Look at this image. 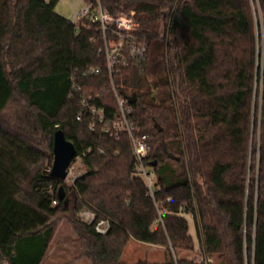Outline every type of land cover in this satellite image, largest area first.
Returning <instances> with one entry per match:
<instances>
[{
  "label": "trees",
  "instance_id": "trees-1",
  "mask_svg": "<svg viewBox=\"0 0 264 264\" xmlns=\"http://www.w3.org/2000/svg\"><path fill=\"white\" fill-rule=\"evenodd\" d=\"M101 2L134 12L147 47L141 64L126 56L112 75L105 41L117 37L99 23L62 16L58 0H0V264H42L63 221L90 264H193L189 215L210 264H264V0ZM91 68L100 73L81 75ZM113 84L149 137L153 196L127 132L105 131L121 118ZM83 97L105 108L94 130ZM59 128L86 169L73 186L51 176ZM131 240L164 248L165 261L123 262Z\"/></svg>",
  "mask_w": 264,
  "mask_h": 264
},
{
  "label": "built area",
  "instance_id": "built-area-1",
  "mask_svg": "<svg viewBox=\"0 0 264 264\" xmlns=\"http://www.w3.org/2000/svg\"><path fill=\"white\" fill-rule=\"evenodd\" d=\"M84 20L91 21L93 23H99L103 33L112 32L117 41L113 42L106 39L105 51L107 56V64L109 71L112 75L113 69L121 62H125L126 56L141 64L147 55V47L144 43L136 40V34L139 31V24L134 19V12L127 14L124 12H118L117 14H111L103 5L101 0H92L86 2V5L80 10L74 22L79 24ZM100 70L91 68L83 73L84 77L97 75ZM76 87V84H74ZM113 89L117 99L118 107L120 110L121 118L111 121V126L107 127L105 131L109 134L116 135L121 132H127L130 138L132 149L136 157V169L135 172L146 183L150 194L153 196L155 191L156 178L150 166L146 165V161L149 158L151 151V145L147 134H140L139 129L135 127L134 119L129 117L131 107L126 105L125 100L117 91L113 84ZM92 97L82 98V103L86 114H90L94 119V123L91 125V129L96 127L95 122L102 123L106 120L105 108L99 107L92 102ZM81 116H78L80 119ZM81 157H76V160ZM75 160V161H76ZM72 160L70 166L67 169V177L64 180L69 186H73L77 178L83 174H75L76 168ZM82 161V160H81ZM56 204V201L53 202ZM84 221L87 223H93L95 216L93 213L86 211L81 212ZM111 228V222L106 219L97 221L95 229L99 234L105 235Z\"/></svg>",
  "mask_w": 264,
  "mask_h": 264
},
{
  "label": "rangeland",
  "instance_id": "rangeland-1",
  "mask_svg": "<svg viewBox=\"0 0 264 264\" xmlns=\"http://www.w3.org/2000/svg\"><path fill=\"white\" fill-rule=\"evenodd\" d=\"M86 5L85 0H58L56 11L61 14L62 16L74 19L80 12V10ZM255 10L259 13L258 5L255 4ZM169 41V33L167 32L165 35V42ZM259 63L262 64L263 61V34L262 31L259 30ZM168 64V63H167ZM260 104H261V86L256 85L255 87V100H254V117L259 116L260 119ZM259 108V110H258ZM259 113V114H258ZM53 165V162H52ZM76 171L75 174H83L86 169L83 165V162L80 159H77L74 162ZM87 210H83V213ZM80 213L78 216L79 218L84 221V217H82ZM187 218L191 221V233L196 239L197 242V250L193 253H184L183 256L188 260L191 261L193 264L196 262H202V249L200 247L201 242V224L199 218H192V215L187 216ZM85 222V221H84ZM200 235V236H199ZM138 241H133V244H137ZM69 245V250L63 248L65 245ZM66 245V246H67ZM79 248L80 252H84L82 247L80 246L79 240L77 236L73 232L71 225L67 221H63L59 226L57 234L53 239L51 246L47 253V262L48 264H79V260L82 258L89 264V261L83 256L79 255L77 252V247ZM130 247L126 249V252L122 258L123 262H133L136 263L138 261H149L152 263H163L166 259V251L163 250L162 252V259L159 256L153 255L150 250H153L152 247L148 244H141V251L137 253H131ZM73 260V262H71ZM71 262V263H68Z\"/></svg>",
  "mask_w": 264,
  "mask_h": 264
},
{
  "label": "water",
  "instance_id": "water-1",
  "mask_svg": "<svg viewBox=\"0 0 264 264\" xmlns=\"http://www.w3.org/2000/svg\"><path fill=\"white\" fill-rule=\"evenodd\" d=\"M130 103H134L136 101V96L127 97ZM156 126L159 128V125L156 123ZM159 131H162L159 128ZM76 147L74 143L67 139L65 132L63 129H57L54 134L53 141V165L51 169V176L56 179L65 180L67 177V169L70 166L72 160L76 157ZM168 158L172 160H179V157L168 154ZM155 164H153L154 166ZM65 196L64 188L61 187L59 190V197L63 199Z\"/></svg>",
  "mask_w": 264,
  "mask_h": 264
},
{
  "label": "crops",
  "instance_id": "crops-1",
  "mask_svg": "<svg viewBox=\"0 0 264 264\" xmlns=\"http://www.w3.org/2000/svg\"><path fill=\"white\" fill-rule=\"evenodd\" d=\"M76 17H77V16H76ZM72 20H74V19H72ZM133 241H135V240H131V241L128 243L126 249H128V248L130 247V245H132ZM141 244H146V243L138 242L137 244H133L134 246H131V247H130V252H131V253H137V252L141 251ZM66 245H67V244H66ZM66 245L63 246V248H65L66 250H69V245H67V246H66ZM148 245H150V246L152 247L153 250H150V252L153 253L154 257H155V256H159L160 259H162V253H163L162 251L165 250V249L162 248V247L156 246V245H151V244H148ZM76 247H77V252H78V254H79V255H77V256L80 257V255H83V252H80L78 246H76ZM126 249H125V251H124V253H123V256H124V254H125V252H126ZM202 254H203V257H202V260H201L202 263H204V264H210V263L213 262V260L207 256V254H206V252H205L204 250H202ZM122 258H123V257H122ZM47 260H48V258L46 257V258L44 259V261H43L42 264H48ZM71 262H73V260H72ZM71 262H68V263H71ZM77 263H79V264H87V262H85V260H83L82 258H81V259L79 260V262H77ZM125 263H133V262H125ZM89 264H90V263H89Z\"/></svg>",
  "mask_w": 264,
  "mask_h": 264
}]
</instances>
